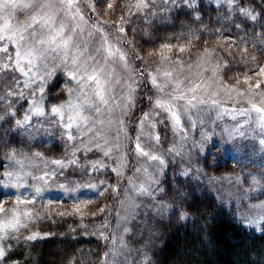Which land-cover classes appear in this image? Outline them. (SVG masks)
<instances>
[{"label": "snow or ice", "instance_id": "1", "mask_svg": "<svg viewBox=\"0 0 264 264\" xmlns=\"http://www.w3.org/2000/svg\"><path fill=\"white\" fill-rule=\"evenodd\" d=\"M246 2L216 0L218 5L225 7L222 20L218 18L217 22L245 32L237 42L227 47L221 45L233 62L248 68L251 73L241 74L240 79L232 77L236 86L246 85L233 96L236 87L222 79L218 81L222 86L215 91H209L203 79L197 83L191 74H185L179 58L162 57L159 65H149L136 51L134 42L120 35L128 31L151 38L152 33L132 27V15L139 23L151 28L154 20H167L172 9H187L186 15L198 13L196 0H137L134 4L125 0L126 14L111 25L100 21L98 11L103 8L114 14L121 8V0H0V199L15 196L17 205L13 208L0 206V215L5 217L0 222V264H28V261L15 259L23 252L16 253L14 248L60 234L44 233L41 236L39 232H32L24 235V231L35 226L37 221L55 222L56 216L63 219L81 215L80 205H87L92 199L80 200L70 212H46L43 216L21 211L19 206L35 204L46 193L52 200L86 196L82 190L74 196L78 189L97 190L93 193L97 198L112 192L114 196L128 200V214L120 216L117 213L114 229L112 222L105 218L95 232L80 233L103 240L106 246L111 245L102 254H95L100 258V264H153L149 255L151 240L145 241L142 247L132 248L124 239L125 235L135 238L132 228L127 226L129 216L139 220L143 212L145 222L139 226L146 229L149 236L155 235L146 223L150 213L163 220L171 212L178 214L180 221H185L189 213L181 211V202L187 200L188 195L181 191L184 181L179 177L189 176L193 171V150L198 154L205 144L217 137L214 146L222 151L228 150L229 141L253 136L264 146V63H260L249 48L234 52L241 44H251L250 38L255 37L257 42L251 51L259 50V55L264 56V16L255 6L245 7ZM85 13L93 14L89 19L107 25L117 43L128 45L134 59L141 62L140 66L130 69L127 53L118 48L113 50L111 45L106 48L108 33H104L103 28L88 25ZM19 16L24 18L18 19ZM192 19L195 23L202 21L200 15ZM237 19L241 20L240 24L235 22ZM249 28L253 29L250 33ZM166 39L193 44L199 37L189 40L188 34H180ZM162 48L175 49L180 54L187 50L173 44H163ZM213 59L218 61L213 77L218 70H226L224 75L232 70L224 57ZM169 64L173 65L170 69ZM188 67L190 69L191 65ZM57 71L73 86L65 88L61 94L51 95L54 90L50 81ZM230 101L237 106L225 107ZM241 104L247 106L241 107ZM145 106L147 111L143 110ZM225 117L230 122L225 121ZM193 131L198 135H191ZM12 134L23 137L27 152L42 161V166H36L41 175L23 173L25 162L30 163L31 157L18 149L8 151L12 143L8 137ZM40 134L51 135L62 142L65 151L61 158L45 160L43 153L31 152V142ZM165 141L170 142V146L165 147ZM89 153H99L103 159L91 160ZM22 155L23 160L17 159ZM177 160L188 167L172 171L180 168ZM205 163L211 166L210 161ZM122 169L133 172L135 179L126 176ZM170 170L175 181L167 183L175 194L172 204L157 199L158 194L165 192L163 184ZM194 171L198 175L204 174L203 169ZM105 172L110 175L97 183L88 179ZM111 175L117 178V184L108 183ZM27 177L40 182L41 186L33 188ZM250 178L253 185L264 188L260 183L264 173L260 174L259 180L251 173L217 178V191L221 193L217 197L219 202L238 204L239 199L234 197L232 189H242L243 182ZM61 180L76 187L69 190L66 183L57 184ZM50 184L57 186L52 188ZM21 188L28 192V198L21 199L24 192L17 191ZM254 190L250 188L245 193ZM137 197L147 199L149 203L145 204L143 200L136 203ZM10 213L13 215L8 218ZM105 213H109L107 205L91 215ZM22 217H28V222L21 223ZM236 219L257 232H264V204L241 205L237 208ZM80 228L86 226L80 224L70 231L75 234ZM68 264H80V261L73 257Z\"/></svg>", "mask_w": 264, "mask_h": 264}, {"label": "trees", "instance_id": "2", "mask_svg": "<svg viewBox=\"0 0 264 264\" xmlns=\"http://www.w3.org/2000/svg\"><path fill=\"white\" fill-rule=\"evenodd\" d=\"M122 1L125 0H121V3ZM196 3L200 9L198 13L186 15L187 9H172L168 13L169 18L167 20H154L151 28L143 22L139 23L136 19L132 27L145 29V31L152 33V36L149 38L141 33L131 32L133 39L145 47H157L165 43L185 42V40L166 39L180 34H188L189 40H195L199 37L196 43L224 37L237 41L239 37L245 36V32L231 28L230 24L217 22L218 18L222 20L225 7L218 5L214 0H197ZM244 6H255L256 11L264 16V0H247ZM196 15L202 17L200 23L193 22L192 17ZM235 22L240 24L241 20L237 19ZM252 31V28L248 29L249 33ZM250 39L251 44L245 43L243 45L252 47L257 42L255 37ZM56 88L57 86H54L53 90ZM51 95H55V93ZM8 139L12 141L8 151L18 149L24 155H30L29 157L41 162L27 152L23 137L12 134L9 135ZM215 143L216 141L213 143V148L211 147L212 150L215 149V153L211 150L208 154L215 157L214 159L219 163L209 166L205 163L208 161L206 155L204 163L201 165L207 177L228 173V169H232V165L234 167V165L242 163V158L238 157L239 154L236 153L237 150L229 147L227 151H222L214 146ZM30 146L32 153H43L45 160L61 156L62 150L60 151V149L64 148L62 142L54 139L51 135L36 137ZM18 158H24V156ZM176 163L180 165V168H174L172 171L184 169L179 160ZM5 166L7 167V164ZM109 175L107 172L104 175L96 173L94 177L88 179L92 183H97L98 180L105 179ZM115 178L114 175H111L108 183L113 184ZM179 179L184 181L181 191L188 195L187 200L181 202V211H187L189 218L180 221L178 214L174 215L170 212L163 220H160L155 213H150L146 223L148 230L153 231L155 235L149 236L147 230L139 226L145 222L143 212H141L139 220H131L130 222L129 227L132 228L135 238L130 235L126 236L129 247L139 248L143 246L145 241L151 240L149 255L152 256L153 264H264V232H257L253 228L239 223L236 219L238 206L230 202L221 204L217 199L221 193L212 187L208 181L209 178L207 179L203 175L199 177L190 172L189 176H180ZM169 181L175 183L171 170L165 178V184H163L165 192L158 194L157 199L172 204L175 202V194L167 185ZM82 191L86 193V196L80 198L90 197L92 200L102 198L93 195L97 190L82 189ZM107 193L110 194L108 201L111 204L114 202V195L112 192ZM224 199L227 201L225 197ZM71 200L74 199L52 200L42 197V200L36 201V205L30 208V212H37L43 216L46 212L55 211L48 206L49 201L65 202ZM110 212L111 207H109ZM109 213L98 216L91 214H81L74 217L65 216L63 219L56 216L54 217L55 222L37 221L35 226H30L29 230L24 231V235H29L32 232H39L41 236L44 233H58L60 235L32 241L26 247L17 246L13 251L16 253L23 252V255H16L15 259L28 261V264H68V260L75 257L80 261V264H100V258L95 254L97 252L102 254L106 251V242L98 240L94 236L81 235L80 233L84 231L95 232L103 220L108 219ZM28 220L29 218L25 217L22 223H26ZM80 224L85 225L86 228H80L78 232L73 234L70 230ZM142 232L144 233L143 236H141Z\"/></svg>", "mask_w": 264, "mask_h": 264}, {"label": "rangeland", "instance_id": "3", "mask_svg": "<svg viewBox=\"0 0 264 264\" xmlns=\"http://www.w3.org/2000/svg\"><path fill=\"white\" fill-rule=\"evenodd\" d=\"M197 1V0H196ZM216 1V0H214ZM125 1H122L121 3V8L117 9L115 11V13H110L108 12L106 9H99L98 11V15L100 17V21H107L108 25L113 24L116 19H118L122 14H126L125 10H124V3ZM131 2L134 4L137 2V0H131ZM133 13H135V9L133 8ZM93 15L91 13H85V19L88 21V25H92L94 28H103L104 33H108V44L105 45V47L107 48L108 45H111L113 47V50L118 48L121 51L127 53L128 56V64H129V68L132 70H135L138 66H140V61H137L134 59V56L131 52V49L128 45L123 44V43H117L116 39L113 38L112 36V30L107 26V25H103L98 21H95L93 19H89V16ZM23 16H19L18 19H23ZM132 20H134V22L136 21L137 17L135 15H132L130 17ZM91 30V29H90ZM124 39L130 40L134 42V45L136 47V51L141 55L144 56L146 58V61L149 65H159L162 57H171V58H179L182 62L183 65V70L185 72V74H191V76L196 80L197 83L201 82V79H203L204 81H206L205 86L209 88V91H215L216 88L221 87L222 85L220 83H218V81H220L221 79L223 80L224 83H227L228 85L234 86L236 87V91H234L232 93L233 96L236 95V92L242 91L244 87H246V85L244 86H236V81L232 79V77H237V79L242 78L241 74L243 73H247L249 75H251V73L249 72V69L244 67L241 64H237L235 62H233L231 60V58L228 56V54L226 52H224L221 49V45H223L224 47H227L229 44H233L234 42H237L236 40L232 39V38H228V37H224V38H216V39H208V40H204L202 42L199 43H193V44H189L188 41H181V42H173V43H165V44H173V45H180V46H184L187 50L185 53L180 54L178 53L175 49H173L172 51H169L167 49L162 48V45H159L157 47H145L142 44L140 45L138 43V41H135L131 35V32L126 31L124 34H120ZM240 48H249L250 52L252 55H256L258 57V61L260 63H264V56H260L259 55V50L257 51H251L252 47L251 46H247V45H243L241 44L239 48H234V52H239ZM215 56H221L224 57V59L228 60V63L231 65L232 70L231 71H227V74L224 75V72L226 70L221 69L218 70L217 75L215 77H213V69L216 67V64L218 63V61H216L215 59H213V57ZM220 63H222L223 61H219ZM189 65H191V68L189 69ZM113 67H116L115 65H113ZM173 65L169 64L168 68H172ZM238 68H241L238 70ZM116 71L118 73H120V75H124V72L121 71L120 68H116ZM67 81V77L64 76L62 73H60L59 71H57L56 75L52 77L50 84L51 86L54 88V86L57 88L54 90L53 93H55V95L61 94L65 88L67 87H72L73 84H69L66 82ZM56 101H53V103H55ZM237 105L233 104L231 101L225 105V107H235ZM241 107L243 106H247L246 104H241L239 105ZM27 107V105H26ZM144 111L148 110V107L145 106ZM225 121H229L228 117H225ZM230 122V121H229ZM162 132H164V129H161ZM171 135V134H169ZM191 135L193 136H197L198 134L193 131L191 133ZM39 136H47V134H40L37 135L36 137ZM219 139V137L214 138L212 141H209L207 144H205L203 146V150L200 151L198 154L196 152V150H193V157H192V161H191V169H193V171H191V173H193L194 175H198L194 170L195 169H203L201 167L202 163H204L205 160V156L207 155V159L208 161L211 162V165L214 166V163H219L218 161H216L214 158L215 157H211L208 153L212 150L211 147L213 148V143L214 141H217ZM243 145V146H241ZM170 146V142L167 144V141H165V147ZM232 148L236 151V155H238V157L240 156L242 158V163L241 164H237V165H233L231 166L232 169H228L229 172L228 173H222V174H215V175H209L210 177H207L206 172L203 170L204 174H200L198 175L199 177H202V175L205 178H209L208 181L211 183L212 187H214V189H217V185L215 183V180L221 176H230L235 174L236 176H243L245 174L251 173L253 174V176H255V178L257 180L260 179V174L264 173V146H261L258 143V137L253 136V137H249L247 139L244 138H238L232 141L228 142V148ZM215 148V147H214ZM62 150V155L59 157H55L52 159H58L61 158L64 154L65 148H61L60 151ZM215 150V149H214ZM212 150L214 153L215 151ZM79 155V154H78ZM89 156V159L91 160H97L100 159L102 160L103 157L97 153V155H92V154H87ZM30 156V155H27ZM20 160H23L24 158H18ZM42 166V161H37L34 158L30 159V163L29 162H25V166L23 168V173H27V172H31L33 175H41L42 173L39 171H36V166ZM183 166V168H187L188 164H181ZM122 171L125 172V175L128 177H133V179H135V176L133 174V172L127 170V169H122ZM22 173V174H23ZM27 182L29 184L32 185L33 188L35 187H39L41 186L40 182H34L31 180L30 177H27ZM71 179H77V177H72ZM115 181H117V178H115ZM113 184H117V182ZM21 183H24V180H21ZM58 183H66L65 181H58ZM137 183H139V181H137ZM261 184H264V180L260 181ZM57 185L56 184H50V187L55 188ZM66 187L71 190L73 188H75L76 186L73 184H67L66 183ZM250 188H255L256 190L254 191H247L245 193V190H248ZM82 189H78L77 192H74L73 195L76 196L78 195V191H81ZM18 192H24V196L21 197V199H26L28 198V192H26L23 188L18 189ZM233 195L234 197L239 199V203L236 204L238 207H240L241 205H246V204H264V188H260L258 186L253 185L252 179H248L246 182H243L242 184V189H240L239 187L232 189ZM246 195V199L244 198ZM110 194L106 192L105 196L102 197L101 199H95L92 200L91 203L85 205V204H81V214H91L93 212H98L100 208L105 207L106 205L111 207V212L108 216V220H110L112 222V227L113 229L115 228V224H116V215L117 213L120 216H125L128 214V200L125 199L124 197H116L114 196V202L109 204L108 198H109ZM43 197H46L47 199L51 198V196L46 193ZM158 197V195H157ZM225 198L228 200L227 195H225ZM82 199H86V198H78V199H74L71 201H63V202H53V201H49L48 202V206L51 207L53 210L55 211H61V212H70L73 210V208L75 207V205L77 203L80 202V200ZM38 200H42V198L38 199ZM37 200V201H38ZM124 200V203L121 204L120 201ZM141 200H143V203L147 204L149 201L147 199L144 198H140L137 197L135 198V202L136 203H140ZM232 203V202H230ZM233 204V203H232ZM36 204H28L27 206L21 205L20 210L21 211H27L30 212V208L34 207ZM0 206L5 207V208H13L16 207V197L15 196H4L2 199H0ZM245 210H247L245 208ZM256 211H261V210H256ZM13 214L10 213L8 218H11ZM5 219V217H3L2 215H0V222H3ZM25 220V217L21 218V223ZM131 217L129 216V224L127 225L129 227L130 222H131ZM106 235L108 233H105ZM126 236H124V239L126 240ZM111 245H107L106 246V251L107 248L110 247Z\"/></svg>", "mask_w": 264, "mask_h": 264}]
</instances>
